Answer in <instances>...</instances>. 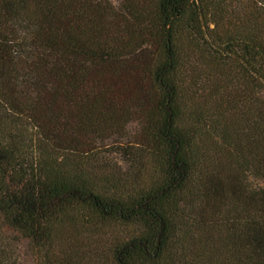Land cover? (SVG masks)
Instances as JSON below:
<instances>
[{"label":"trees","instance_id":"obj_1","mask_svg":"<svg viewBox=\"0 0 264 264\" xmlns=\"http://www.w3.org/2000/svg\"><path fill=\"white\" fill-rule=\"evenodd\" d=\"M0 264H264V0H0Z\"/></svg>","mask_w":264,"mask_h":264}]
</instances>
